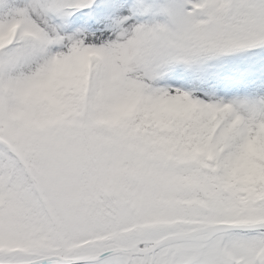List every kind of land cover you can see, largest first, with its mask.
I'll return each instance as SVG.
<instances>
[{
    "label": "snow or ice",
    "instance_id": "6c2138e0",
    "mask_svg": "<svg viewBox=\"0 0 264 264\" xmlns=\"http://www.w3.org/2000/svg\"><path fill=\"white\" fill-rule=\"evenodd\" d=\"M0 264H264V0H0Z\"/></svg>",
    "mask_w": 264,
    "mask_h": 264
}]
</instances>
